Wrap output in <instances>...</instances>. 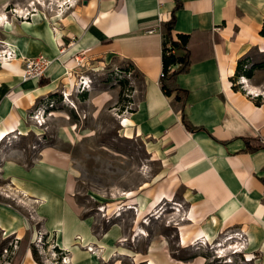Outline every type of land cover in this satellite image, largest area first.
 <instances>
[{"label":"crops","instance_id":"crops-1","mask_svg":"<svg viewBox=\"0 0 264 264\" xmlns=\"http://www.w3.org/2000/svg\"><path fill=\"white\" fill-rule=\"evenodd\" d=\"M177 2L172 36L189 38L188 70L173 82L186 90L183 101L175 92L165 95L160 85L163 26ZM263 20L264 0H0V131L27 128L30 109L71 84L76 56L101 73H135L140 82L131 111L121 113L118 123L128 121L121 127L128 138L143 140L157 168L153 184L108 203L135 205L128 227L115 216L96 234L89 218H80L67 199L64 157L30 169L12 162L5 167L2 181L21 190L18 196L40 199L44 229L56 233L73 264H207L208 254L195 245L230 235L226 242L238 243L234 233L245 238L238 254L264 264V69H254L250 78L236 76L239 62L248 60L247 68L264 62ZM38 56L50 61L43 77L23 80V60ZM108 97L101 94L96 105ZM161 205L176 217L173 241L141 232L146 227L139 220ZM0 227L10 234L25 228L1 202Z\"/></svg>","mask_w":264,"mask_h":264},{"label":"rangeland","instance_id":"rangeland-1","mask_svg":"<svg viewBox=\"0 0 264 264\" xmlns=\"http://www.w3.org/2000/svg\"><path fill=\"white\" fill-rule=\"evenodd\" d=\"M119 71L122 70L117 68L101 73L80 59L79 65L74 63L70 70L71 84L30 109L27 128L12 134L0 131L4 134L0 138V202L18 213L19 222L25 227L15 234L0 227V264H73L68 250L58 245L56 233L44 229L45 210L40 199L20 197L19 192L16 194L19 189L14 190L11 184L2 181L6 178L5 167L10 166V162L30 169L52 156L64 157L68 164L66 173L70 175L67 199L80 218H89L96 234L105 231L115 216H119L124 227L132 222L136 208L129 200L121 204L108 203L129 196L130 192L125 191L135 190L143 183L153 184L157 167L146 153L143 140L133 136L128 138L118 123L121 113L132 108L134 87H140L135 73L129 76ZM82 80L85 81L84 90L80 89ZM103 93H108L109 101L97 106V97ZM73 122L76 124H70ZM38 173L40 179L47 180L43 173ZM52 183L55 184L50 177L49 184ZM46 205L52 206L48 199ZM50 213V216L55 214L53 208ZM152 214L139 220L146 227L141 228V232L145 235L161 233L173 241L176 217L170 206L154 208ZM222 242L218 240L206 245L200 240L195 246L208 254L207 264H250L244 261L243 255L232 253L235 247L230 243L219 253L216 245ZM174 245L172 243V249ZM183 254L179 252V256ZM220 254L224 256L220 257Z\"/></svg>","mask_w":264,"mask_h":264},{"label":"trees","instance_id":"trees-1","mask_svg":"<svg viewBox=\"0 0 264 264\" xmlns=\"http://www.w3.org/2000/svg\"><path fill=\"white\" fill-rule=\"evenodd\" d=\"M181 7L179 2L176 3L174 10L171 13L170 19L164 24L163 28V43H162V72L164 76L160 78L161 89L165 95H171L173 92L176 93L175 99L178 101H183L187 92L186 90L180 89L177 86H173L175 77L178 74L185 73L188 70L190 61L189 54L187 50L188 36L178 35L177 40L173 39L172 30L175 23V11ZM260 35L264 37V20ZM183 51L182 55H178L175 51ZM248 62V60H247ZM245 61L239 62L237 66L236 76L242 75L244 77L250 78L253 75V70L264 69V62L252 65L250 68L246 67ZM40 85H44L45 81L41 80ZM131 111V110H130ZM189 129L190 125L186 122L185 124ZM256 149V148H253ZM59 251V250H58ZM34 254V252H33ZM40 264V263H39Z\"/></svg>","mask_w":264,"mask_h":264},{"label":"built area","instance_id":"built-area-1","mask_svg":"<svg viewBox=\"0 0 264 264\" xmlns=\"http://www.w3.org/2000/svg\"><path fill=\"white\" fill-rule=\"evenodd\" d=\"M12 12V14H17L16 13V10L13 9V10H10ZM31 12L30 11H27L26 13H21L20 14V17L22 18H26ZM63 50V49H62ZM62 50H60L62 52ZM80 59H83L82 56H76L74 59H73V62L75 63V66H78L79 65V60ZM50 64V61L44 57V56H38L37 58H32V59H24L23 60V69H22V78L23 80H31V79H40L43 77L44 75V72L46 70V68L48 67V65ZM164 76V73L161 72L160 74V78ZM82 79V78H81ZM85 81H81V90H84V84ZM35 119H37L36 117V114H35ZM38 124H40L39 121H37ZM233 235L237 236L239 242H233L231 244V246L234 248V250L232 251L233 254H238V252L236 253V251H241L243 248H244V245H245V238L243 236V234L241 233H234ZM233 237L230 235V236H225L223 241H226L227 239L230 240L232 239ZM224 243V242H222ZM220 244V243H218ZM248 258H246L244 256V261L247 262Z\"/></svg>","mask_w":264,"mask_h":264},{"label":"bare ground","instance_id":"bare-ground-1","mask_svg":"<svg viewBox=\"0 0 264 264\" xmlns=\"http://www.w3.org/2000/svg\"><path fill=\"white\" fill-rule=\"evenodd\" d=\"M127 122H128L127 120H124V123H125V124H121V125H122V126H127V124H126ZM3 135H4V134L0 133V138H2ZM3 139H4V138H3ZM223 242H224V244L221 243V244H218V245H217L218 248H219V249H218V252H219V253H221V251H222V250H221L222 247H223L225 244H227L226 241H223ZM90 250H91V249H90ZM236 252H240V251H236ZM220 255H221V254H220ZM223 256H224V255L222 254L220 257H223ZM248 259H249V258H248ZM249 260H250V259H249ZM226 262L231 263V261H226Z\"/></svg>","mask_w":264,"mask_h":264}]
</instances>
